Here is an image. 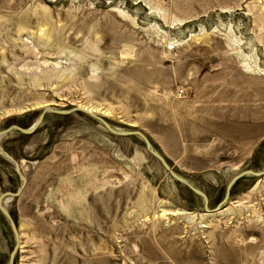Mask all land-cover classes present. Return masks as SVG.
<instances>
[{
	"label": "rangeland",
	"instance_id": "rangeland-1",
	"mask_svg": "<svg viewBox=\"0 0 264 264\" xmlns=\"http://www.w3.org/2000/svg\"><path fill=\"white\" fill-rule=\"evenodd\" d=\"M45 107L139 130L209 209L264 169V0H0V131ZM1 148L26 177L14 264H264V175L221 212L135 137L47 114ZM20 181L0 157V195ZM15 244L0 214V264Z\"/></svg>",
	"mask_w": 264,
	"mask_h": 264
},
{
	"label": "water",
	"instance_id": "water-1",
	"mask_svg": "<svg viewBox=\"0 0 264 264\" xmlns=\"http://www.w3.org/2000/svg\"><path fill=\"white\" fill-rule=\"evenodd\" d=\"M74 113H80L83 115L88 116L89 118L97 121L98 123L101 124V126L110 134L114 136H119V137H135L137 138L145 147V150L147 153L154 158L160 166L164 169V171L168 174V176L175 181L176 183L184 186L187 188L193 195L199 197L202 202H203V211L207 214H215L220 212L224 206L227 204L229 198H230V192L234 184L244 178V177H261L264 175V169L262 171H254V170H244L234 176L231 181L227 184L225 194L223 199L219 204L215 206L213 209H209L208 207V198L207 196L198 188L194 187L191 183H189L185 178L177 174L172 167L168 164L166 159L158 153L152 146L151 142L147 138V136L142 133L139 130H121L118 131L115 127H112L104 118H101L98 115L92 114L86 110L80 109L78 107H72L70 109H57L54 107H45L43 108L40 113L38 114L36 120L31 124L28 128H21L16 125H12L4 130L0 131V141L4 138L7 137L9 134L12 132H18L22 135H32L43 123V120L47 114H54V115H60V116H66ZM0 157L3 158L4 160L8 161L11 163L14 167V172L17 175L19 181H20V186L16 190V192H4L0 195V214L4 217L6 222L8 223V226L13 234L15 244L13 246V249L11 250L8 258V263L7 264H14L15 256L16 253L19 249V235L17 231L16 224L13 221V218L11 217L9 210L7 209L6 202L8 199H14L17 198L21 195L22 191L25 188V185L27 183L26 178L24 174L21 172V168L19 163L6 151H4L1 146H0Z\"/></svg>",
	"mask_w": 264,
	"mask_h": 264
},
{
	"label": "bare ground",
	"instance_id": "bare-ground-1",
	"mask_svg": "<svg viewBox=\"0 0 264 264\" xmlns=\"http://www.w3.org/2000/svg\"><path fill=\"white\" fill-rule=\"evenodd\" d=\"M78 108H79V107H78ZM80 109H82V108H80ZM84 109H86V108H83V110H84ZM87 110H89V109H87ZM87 110H86V111H87ZM88 112L92 113L91 111H88ZM92 114H94V113H92ZM95 115H96V114H95ZM100 117H101V116H100ZM101 118H103V117H101ZM118 131H119V130H118ZM21 172H22V170H21ZM25 178H26V177H25ZM189 183H190V182H189ZM22 192H23V191H22ZM221 211H222V210H221ZM221 211H220V212H221ZM218 213H219V212H218ZM18 235H19V232H18Z\"/></svg>",
	"mask_w": 264,
	"mask_h": 264
}]
</instances>
